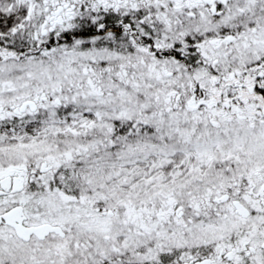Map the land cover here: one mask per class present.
Wrapping results in <instances>:
<instances>
[{
    "label": "snow or ice",
    "instance_id": "1",
    "mask_svg": "<svg viewBox=\"0 0 264 264\" xmlns=\"http://www.w3.org/2000/svg\"><path fill=\"white\" fill-rule=\"evenodd\" d=\"M0 264H264V0H0Z\"/></svg>",
    "mask_w": 264,
    "mask_h": 264
}]
</instances>
